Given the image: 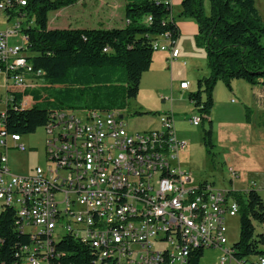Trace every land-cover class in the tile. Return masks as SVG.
I'll list each match as a JSON object with an SVG mask.
<instances>
[{"label": "built area", "instance_id": "obj_1", "mask_svg": "<svg viewBox=\"0 0 264 264\" xmlns=\"http://www.w3.org/2000/svg\"><path fill=\"white\" fill-rule=\"evenodd\" d=\"M16 3L26 5L24 0H1L0 10ZM20 30L16 23L0 32V74L8 84L37 83L43 72L27 62V39ZM17 38L21 41L10 43ZM159 40L156 51H169L171 59L179 56L169 35ZM180 88L188 90L189 83ZM15 94L8 93L7 110L33 107L32 100L31 107L15 104ZM7 110L0 112V215L13 210L16 229L33 242L20 251L22 264H54L60 257L50 242L55 233L89 244L99 253L97 262L164 264L163 251H170L177 264H188L197 250L219 249L221 264H264V258L235 257L227 237V220L240 214L235 192L196 183L183 169L188 143L177 138L172 110L161 116L160 130L135 134L125 127L121 111H51L45 130L47 165L28 176H17L9 167L12 146L23 152L26 147L21 135L6 131ZM188 122L198 127L203 117L197 113ZM63 135L82 138L84 150L63 142ZM230 174L235 178L232 169Z\"/></svg>", "mask_w": 264, "mask_h": 264}, {"label": "trees", "instance_id": "obj_2", "mask_svg": "<svg viewBox=\"0 0 264 264\" xmlns=\"http://www.w3.org/2000/svg\"><path fill=\"white\" fill-rule=\"evenodd\" d=\"M78 0H24L25 6L14 4L5 9L9 18H18L26 37V60L49 88L25 90L9 88L15 104L22 101L28 110L9 107L5 128L9 134H34L50 122L51 111L111 112L126 111L128 102L140 92L142 77L153 63L154 42L169 35L175 46L180 36L172 18L169 0H125L123 28L49 29V15L73 5ZM183 0L178 19H191L198 26L195 43L207 51L210 75L197 81V91L189 101L209 120L214 107V90L218 83L232 88L234 81L252 86L264 83V23L255 0ZM148 18L151 21L148 22ZM30 97L31 99H23ZM139 116L150 113H136ZM204 131L207 153L214 156L212 123ZM240 206L239 240L233 244L235 257L253 260L264 258V199L250 189L238 195ZM15 212L0 215V264H22L18 256L24 246L33 244L28 235L15 225ZM259 229V231L257 230ZM60 255L54 264H114L97 262L99 253L89 244L71 236L62 237L54 245ZM202 249L191 255L188 264H200Z\"/></svg>", "mask_w": 264, "mask_h": 264}, {"label": "rangeland", "instance_id": "obj_3", "mask_svg": "<svg viewBox=\"0 0 264 264\" xmlns=\"http://www.w3.org/2000/svg\"><path fill=\"white\" fill-rule=\"evenodd\" d=\"M104 1V0H103ZM112 1V0H111ZM1 2V0H0ZM256 8L258 9L262 21L264 23V0H255ZM109 1L107 7L112 5ZM117 4V3H116ZM116 12L121 11V7L117 6ZM210 4V2H209ZM105 3L99 2L96 6L105 8ZM77 5H70L68 7L62 8L58 11H54L49 15V29H75V28H87V29H106L108 26L106 24H99V19L96 17L95 12L89 14L87 11H83L76 7ZM18 18H8L5 13H2L0 10V32H7L14 28V25L17 23ZM120 26H125L126 21L123 18V23L118 24ZM22 34V32H21ZM21 41V39H11L10 43L14 44ZM204 51L205 68H208L207 62V51L203 47H199ZM159 52L156 51L155 55ZM178 76V85L181 79H187L190 81L188 76V71L184 66V60H181V63L178 64V68L174 69ZM153 73L148 71L142 77L141 82V91L136 99H133L128 102V107L126 111H123L124 125L130 133H144L151 130H160L161 129V116L170 111L171 109L176 113V135L180 139H184L188 143V149L186 153H183L181 156V164L185 170L192 173L196 183L208 182L213 184L216 188H227L232 189L229 180L231 176L229 174L228 165L223 161V150L221 145L223 143L229 144V134L227 131H224L220 126V123L226 121V113L231 110L232 119L230 120L232 124H238L241 121L243 114H238L237 105L232 104L230 101H226V88L223 83L217 84V90H221V96L224 100V104H218L213 110V116L215 118V123L212 124L213 132V141L216 145L214 150V156H210L207 153L206 147L203 142L204 131L210 129L209 120L202 123V125L195 127L188 124V120L191 119L193 114L191 107L185 98H179L176 104H173L171 107L169 102L163 103L159 94H157V88L163 84V79H157L152 77ZM38 83V84H37ZM37 83H28L22 87H25V90H41L49 88V85L44 84L43 80H38ZM11 85V86H10ZM8 87L16 89V87L11 84H8L4 74H0V112H5L7 110L6 100L8 96ZM136 113H150L148 115L139 116ZM182 113H187L182 115ZM184 119V122L182 121ZM222 132H224L222 134ZM236 140L240 141L243 139L244 134L241 131H235ZM48 135L44 128L37 130L34 134L22 136V143L26 147V151H20L19 149L12 148L8 152L9 167L12 172L17 176H28L33 170L37 167H44L47 165L46 157V141ZM218 144V145H217ZM248 179L256 181L257 187H263L262 195H264V182L260 180V176L256 174H251L248 176ZM240 187L239 185H236ZM261 189V188H260ZM256 190V189H255ZM258 192V190H256ZM245 196V195H244ZM228 227V241L229 245H233L239 240L240 232V215L230 218L227 220ZM259 231V229L257 228ZM62 233H55V239L60 240L62 237H58ZM222 252L219 249H206L204 255L201 259L200 264H221ZM44 264V263H42Z\"/></svg>", "mask_w": 264, "mask_h": 264}, {"label": "crops", "instance_id": "obj_4", "mask_svg": "<svg viewBox=\"0 0 264 264\" xmlns=\"http://www.w3.org/2000/svg\"><path fill=\"white\" fill-rule=\"evenodd\" d=\"M109 1L112 7H107L106 4H108ZM182 1L183 0H169L172 9V18L175 19V23L180 32V36L175 43V48L179 50V56L171 59L169 51H158L159 53L154 55L153 63L149 71L153 73L152 77L163 79V84L161 83V86L157 88V94H159L163 103H165L163 100L168 98V102L172 107L173 104L178 102L180 97L183 98V100L185 98V101H187L191 107L190 112L197 114L194 105L189 101V95L197 91V81L203 77H208L210 71L207 70L205 64H203V61H205L204 51L196 47L195 37L198 34L196 22L191 19H178V15L181 12ZM99 2L105 3L106 7H97L96 5ZM116 3L121 7V11L119 12H116ZM117 4L116 7H118ZM75 5L83 11L90 12L89 14L95 12L96 17L99 19V24L103 23L108 26L106 29L124 27L118 24H122L123 18H125V0H78ZM205 6L206 11L209 12V0H206ZM159 42L161 44H167L164 39H160ZM170 59L171 63H169ZM181 60H184V66L189 73L188 76L190 81L181 79L178 85V76L176 72L174 73L172 70V66L174 65V69H177ZM183 82L189 83V89L186 91L180 88ZM217 87L218 85L214 90V107L209 116V121L212 124L215 123L216 117L213 116V110L218 104H224L225 99L227 103L230 101L232 104L238 106L236 112L239 115L243 114L241 117L243 121L238 124H232L230 121L232 119V112L229 110L226 113L227 122L220 123L222 129L227 131L230 135L229 144L223 143V145H221V148L224 149L222 153L223 161L228 165L229 174L231 169L236 173L235 178H232L230 174L231 179L229 182L232 189L229 190L234 191L236 196H244L253 188L258 190V193L264 199V195H262L263 187H260L261 189L258 188L256 181L248 179V176H251V174H256L259 175L260 180L264 182V83L252 86L244 81H234L231 89L227 88L225 85L227 91L225 97L221 96V90H217ZM222 97L225 99H222ZM172 112L175 117L176 113L173 110ZM184 114L187 113H182V115ZM182 121L184 122V119H182ZM188 124L190 123L188 122ZM235 131L243 132L244 137L242 140H236ZM223 133L224 132H222V134ZM177 138L180 141H185L178 136ZM187 149L188 146L183 153H186ZM260 231L264 232V226L260 228Z\"/></svg>", "mask_w": 264, "mask_h": 264}, {"label": "bare ground", "instance_id": "obj_5", "mask_svg": "<svg viewBox=\"0 0 264 264\" xmlns=\"http://www.w3.org/2000/svg\"><path fill=\"white\" fill-rule=\"evenodd\" d=\"M13 84L16 88H21L22 86L28 84L27 82H17V83H11ZM11 86V85H10ZM50 127V122L47 124L45 127V130H49ZM63 142L70 143V146H74L77 150H84V141L82 138H78L76 135H63ZM54 235H50V242L52 245H55V243L59 240H56L54 238ZM163 259L164 264H177V259H176V253H172L170 251H163Z\"/></svg>", "mask_w": 264, "mask_h": 264}, {"label": "water", "instance_id": "obj_6", "mask_svg": "<svg viewBox=\"0 0 264 264\" xmlns=\"http://www.w3.org/2000/svg\"><path fill=\"white\" fill-rule=\"evenodd\" d=\"M120 119H123V116H120Z\"/></svg>", "mask_w": 264, "mask_h": 264}]
</instances>
